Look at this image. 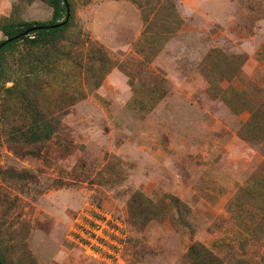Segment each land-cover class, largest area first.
<instances>
[{
    "label": "rangeland",
    "instance_id": "obj_1",
    "mask_svg": "<svg viewBox=\"0 0 264 264\" xmlns=\"http://www.w3.org/2000/svg\"><path fill=\"white\" fill-rule=\"evenodd\" d=\"M70 1L58 60L18 46L0 65V256L188 264L202 244L264 264V0ZM34 120L48 139L27 141Z\"/></svg>",
    "mask_w": 264,
    "mask_h": 264
},
{
    "label": "trees",
    "instance_id": "obj_2",
    "mask_svg": "<svg viewBox=\"0 0 264 264\" xmlns=\"http://www.w3.org/2000/svg\"><path fill=\"white\" fill-rule=\"evenodd\" d=\"M52 8L51 18L47 21H26L17 17L14 8L9 16L0 17V29L5 38L0 40V65L2 64L5 52L12 51L18 46L27 49L38 48L36 55L46 58L52 56L54 60L61 54V46L68 40L67 32L71 26L72 12L70 0H43ZM52 133V128L48 121L34 120L24 132L29 142H35L40 138L48 137ZM28 134V135H27ZM134 197L142 201L143 196L136 193ZM145 203L141 204L140 210L149 208L146 219H164L158 211L153 210L154 203L145 198ZM175 207L182 206V203L175 197L172 202ZM188 264H221V259L217 257L207 246L202 244L191 245L188 249ZM0 264H7L6 260L0 256Z\"/></svg>",
    "mask_w": 264,
    "mask_h": 264
},
{
    "label": "built area",
    "instance_id": "obj_3",
    "mask_svg": "<svg viewBox=\"0 0 264 264\" xmlns=\"http://www.w3.org/2000/svg\"><path fill=\"white\" fill-rule=\"evenodd\" d=\"M111 221L114 222V223H116V221H113L112 219H111ZM112 237H114L113 234H112Z\"/></svg>",
    "mask_w": 264,
    "mask_h": 264
}]
</instances>
